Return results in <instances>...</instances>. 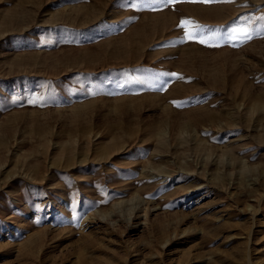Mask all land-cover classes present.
<instances>
[{
	"label": "rangeland",
	"instance_id": "obj_1",
	"mask_svg": "<svg viewBox=\"0 0 264 264\" xmlns=\"http://www.w3.org/2000/svg\"><path fill=\"white\" fill-rule=\"evenodd\" d=\"M0 264H264V0H0Z\"/></svg>",
	"mask_w": 264,
	"mask_h": 264
},
{
	"label": "snow or ice",
	"instance_id": "obj_2",
	"mask_svg": "<svg viewBox=\"0 0 264 264\" xmlns=\"http://www.w3.org/2000/svg\"><path fill=\"white\" fill-rule=\"evenodd\" d=\"M204 2H211V0H204ZM187 23H189V22H188V21H183V22H182V25H183V24H187ZM236 34L247 35V32L244 31V30H241V29L233 28V29L230 30V32H229V34H228V38H229V39H233V38H235V35H236ZM187 38H188V39H194L195 37H194L193 33H188V34H187ZM198 42L201 43V44H203V43H205L206 41H205V39L200 38V39L198 40Z\"/></svg>",
	"mask_w": 264,
	"mask_h": 264
}]
</instances>
